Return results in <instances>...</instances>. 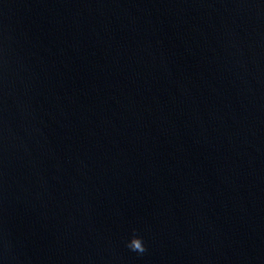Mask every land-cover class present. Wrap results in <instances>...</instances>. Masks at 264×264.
<instances>
[{
    "label": "water",
    "instance_id": "95a60500",
    "mask_svg": "<svg viewBox=\"0 0 264 264\" xmlns=\"http://www.w3.org/2000/svg\"><path fill=\"white\" fill-rule=\"evenodd\" d=\"M0 264H264V0H0Z\"/></svg>",
    "mask_w": 264,
    "mask_h": 264
},
{
    "label": "clouds",
    "instance_id": "9594fccd",
    "mask_svg": "<svg viewBox=\"0 0 264 264\" xmlns=\"http://www.w3.org/2000/svg\"><path fill=\"white\" fill-rule=\"evenodd\" d=\"M134 239L136 240V243L134 245L128 244V247L131 248L133 251H136V250L140 252L145 251V245H144L143 239L139 236H134Z\"/></svg>",
    "mask_w": 264,
    "mask_h": 264
}]
</instances>
